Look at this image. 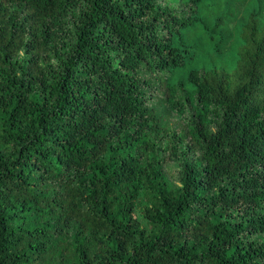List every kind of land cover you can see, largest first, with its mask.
I'll use <instances>...</instances> for the list:
<instances>
[{
    "label": "trees",
    "instance_id": "obj_1",
    "mask_svg": "<svg viewBox=\"0 0 264 264\" xmlns=\"http://www.w3.org/2000/svg\"><path fill=\"white\" fill-rule=\"evenodd\" d=\"M0 264H264V0H0Z\"/></svg>",
    "mask_w": 264,
    "mask_h": 264
}]
</instances>
